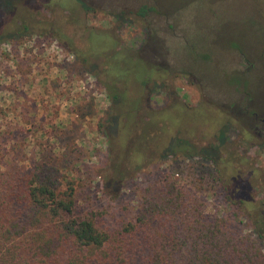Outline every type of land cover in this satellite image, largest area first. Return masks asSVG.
<instances>
[{"label": "rangeland", "instance_id": "1", "mask_svg": "<svg viewBox=\"0 0 264 264\" xmlns=\"http://www.w3.org/2000/svg\"><path fill=\"white\" fill-rule=\"evenodd\" d=\"M83 1L92 9L83 17L86 24L114 29L121 46L132 49L151 34L163 50L154 60L179 73L151 86L142 105L145 113L179 103L176 154L160 155L156 140L150 142L141 169L114 193L108 186L114 176L110 101L88 67L49 35L59 12L26 0H0V22L12 5L21 20L33 18L32 32L16 21L0 26V172L52 159L75 182L77 212H95L113 228L137 216L146 188L171 176L196 192L209 217L231 215L254 237L225 187L240 172L251 179V197L264 210V0ZM143 6L154 9L145 18L135 16ZM217 147V163L198 155ZM260 247L264 259V241Z\"/></svg>", "mask_w": 264, "mask_h": 264}, {"label": "trees", "instance_id": "2", "mask_svg": "<svg viewBox=\"0 0 264 264\" xmlns=\"http://www.w3.org/2000/svg\"><path fill=\"white\" fill-rule=\"evenodd\" d=\"M62 2L69 5L57 4ZM27 3L59 12L49 35L88 67L110 101L107 141L114 155V176L108 186L113 192H119L127 175L141 169L150 142L156 140L160 155H175L179 103L145 113L142 107L151 86L179 75L154 60L163 51L157 39L149 34L139 49L121 46L114 29L85 23L83 17L92 9L83 0ZM153 9L143 6L135 16L145 18ZM7 12L0 26L16 21L24 32L33 31L32 16L21 20L13 5ZM219 147L198 155L217 163ZM59 169L54 160L42 158L30 169L10 167L0 172V264H264L260 247L264 210L251 197V179H242L240 172L225 187L226 199L249 220L254 237L245 234L231 215L209 217L196 192L171 176L145 189L133 220L106 226L95 212H77L75 182Z\"/></svg>", "mask_w": 264, "mask_h": 264}, {"label": "flooded vegetation", "instance_id": "3", "mask_svg": "<svg viewBox=\"0 0 264 264\" xmlns=\"http://www.w3.org/2000/svg\"><path fill=\"white\" fill-rule=\"evenodd\" d=\"M263 130H264V126H263Z\"/></svg>", "mask_w": 264, "mask_h": 264}]
</instances>
